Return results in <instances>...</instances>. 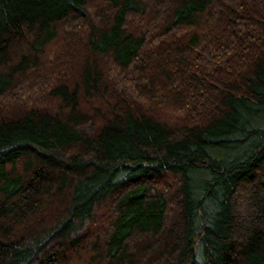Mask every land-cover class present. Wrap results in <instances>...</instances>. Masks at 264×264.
Segmentation results:
<instances>
[{
  "label": "trees",
  "instance_id": "1",
  "mask_svg": "<svg viewBox=\"0 0 264 264\" xmlns=\"http://www.w3.org/2000/svg\"><path fill=\"white\" fill-rule=\"evenodd\" d=\"M0 264H264V0H0Z\"/></svg>",
  "mask_w": 264,
  "mask_h": 264
}]
</instances>
